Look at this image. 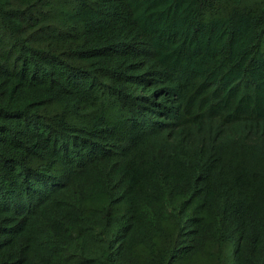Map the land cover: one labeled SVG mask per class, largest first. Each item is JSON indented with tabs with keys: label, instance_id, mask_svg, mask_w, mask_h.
I'll list each match as a JSON object with an SVG mask.
<instances>
[{
	"label": "trees",
	"instance_id": "trees-1",
	"mask_svg": "<svg viewBox=\"0 0 264 264\" xmlns=\"http://www.w3.org/2000/svg\"><path fill=\"white\" fill-rule=\"evenodd\" d=\"M0 264H264V0H0Z\"/></svg>",
	"mask_w": 264,
	"mask_h": 264
},
{
	"label": "rangeland",
	"instance_id": "rangeland-1",
	"mask_svg": "<svg viewBox=\"0 0 264 264\" xmlns=\"http://www.w3.org/2000/svg\"><path fill=\"white\" fill-rule=\"evenodd\" d=\"M243 152H245V150H243Z\"/></svg>",
	"mask_w": 264,
	"mask_h": 264
}]
</instances>
